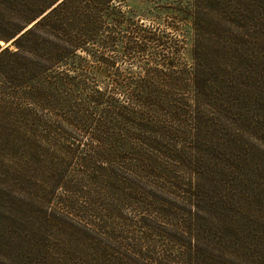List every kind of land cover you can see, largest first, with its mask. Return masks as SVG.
Segmentation results:
<instances>
[{
    "label": "trees",
    "instance_id": "trees-1",
    "mask_svg": "<svg viewBox=\"0 0 264 264\" xmlns=\"http://www.w3.org/2000/svg\"><path fill=\"white\" fill-rule=\"evenodd\" d=\"M124 3L0 0L1 8L12 10L0 15L4 222L12 223L23 252L27 244L44 251V264H54L50 251L69 252L84 264H222V257L209 253L210 242H202L206 221L195 205L209 194L197 176L213 178L202 163L196 170L193 153L201 143L183 159L185 173L197 183L165 166L182 155L179 121L204 128L203 108L212 98L208 37L193 39L197 64L188 69L175 39L182 21L146 25L128 17ZM225 13L235 28L228 48L241 56L248 52L253 67H264L263 0H230ZM202 20L195 31L219 32L220 23ZM242 80L241 90L230 87L231 98L245 109L260 104L256 93L264 87ZM193 115L199 123H191ZM70 209L83 211L73 219ZM24 212L65 234L61 243L29 236L27 219L18 217ZM223 227L212 226L209 233ZM143 228L157 239L139 237ZM166 241L176 254L173 247L168 254Z\"/></svg>",
    "mask_w": 264,
    "mask_h": 264
},
{
    "label": "rangeland",
    "instance_id": "rangeland-1",
    "mask_svg": "<svg viewBox=\"0 0 264 264\" xmlns=\"http://www.w3.org/2000/svg\"><path fill=\"white\" fill-rule=\"evenodd\" d=\"M229 1L126 0L123 10L128 17L146 25L156 24L163 27L170 21L181 20L179 36L175 39L180 40L183 46L181 59L188 69L197 64L192 56L193 39L208 37L211 48L207 71L211 72L212 79L210 78L208 85L212 90V98L207 99V104L203 108L205 113L207 112L204 128L200 131L192 127L189 129L190 124L187 123L190 122L179 121L178 147L183 150L182 155L167 161L169 165L165 166L169 170L171 167V171H176L185 181L193 178L197 183L195 176L185 173L183 159L190 157L187 154L189 151H196L195 143L199 141L201 151L193 153L197 162L196 170L201 169L202 163L213 177L207 180L204 175L197 176L205 190L207 191V185L209 188V194H202L206 199L199 204L195 202L199 215L206 221L202 242L205 240L210 242L212 248L209 253L217 258L222 257L220 259L222 264H264V90L256 93L259 95L260 104L253 101L251 108L245 109L241 102L239 106V102L235 103L231 98V95L236 97L230 88L241 90V77L242 83L247 87H264V67L258 69L253 67L255 64L251 57H248V52L241 56V51L228 48L226 41H232L230 34L235 29L225 18L228 15L225 12ZM251 1L256 3L261 0ZM216 6L221 7L219 10L221 13L213 9ZM11 8H15L13 10L15 12L19 9L13 6ZM8 13H12V10L0 7V15ZM202 18H206L211 26L220 23L219 32L215 31V28L204 34L195 31V23L202 22ZM0 45L4 43L0 42ZM230 60L235 61L236 67L230 66ZM231 104L234 105L233 109ZM194 120L199 123L198 116L191 118L192 124L195 123ZM9 208L11 212L14 211L11 204ZM6 211L8 210L0 206V264H44V251L31 250L28 244L27 251H22L20 239L12 230V223L4 222L7 218ZM71 211L74 219L81 215L80 211L83 210ZM20 216L27 219L28 226L24 231H28L29 236L40 235L44 241L49 240L53 244H60L64 239L65 234L60 230L43 226L38 215L24 212L18 217ZM131 218L136 222L135 216ZM209 224L213 227L221 225L224 227L222 231L211 230L209 233L212 228ZM58 231L63 235L58 236ZM137 234L139 237L151 236V239H157L155 233L146 228H143V234L139 232ZM147 244L145 241L144 245ZM174 246L167 241L164 242L168 254L172 251L169 247H173V254L177 253ZM55 251L59 253L61 249L55 247ZM71 255L69 252L64 254L63 251L60 255L55 253L52 255L50 251L47 258L50 261L54 260V264L59 261L63 264H84L82 258ZM158 262L169 264L163 262V259Z\"/></svg>",
    "mask_w": 264,
    "mask_h": 264
},
{
    "label": "water",
    "instance_id": "water-1",
    "mask_svg": "<svg viewBox=\"0 0 264 264\" xmlns=\"http://www.w3.org/2000/svg\"><path fill=\"white\" fill-rule=\"evenodd\" d=\"M12 42H13V41H11L10 43H8V45H7V46H10V45L12 44Z\"/></svg>",
    "mask_w": 264,
    "mask_h": 264
}]
</instances>
